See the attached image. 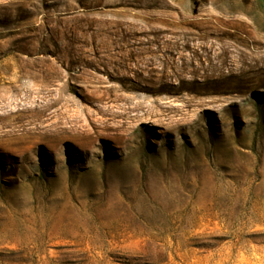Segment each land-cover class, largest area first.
<instances>
[{
    "label": "rangeland",
    "instance_id": "374dc122",
    "mask_svg": "<svg viewBox=\"0 0 264 264\" xmlns=\"http://www.w3.org/2000/svg\"><path fill=\"white\" fill-rule=\"evenodd\" d=\"M0 264H264V0H0Z\"/></svg>",
    "mask_w": 264,
    "mask_h": 264
},
{
    "label": "bare ground",
    "instance_id": "6f19581e",
    "mask_svg": "<svg viewBox=\"0 0 264 264\" xmlns=\"http://www.w3.org/2000/svg\"><path fill=\"white\" fill-rule=\"evenodd\" d=\"M21 69V68H20ZM42 73V72H41ZM39 74L38 75V77H41V83H42V86L41 87H47L48 86V84H50L49 83V79H47V76L45 75H42V74ZM49 73V72H48ZM49 77V76H48ZM50 78V77H49ZM50 80H52V79H50ZM41 87H40V89H39V92L41 93L42 92V90H44V89H41ZM37 91V90H36ZM34 92L32 91V90H28V94H27V100H29V99H31V97H32V94H33ZM4 94V93H3ZM5 95V94H4ZM4 95L1 97V100L2 101H4V99H5V97H4ZM13 96V95H12ZM41 99H43V106H41V107H35V108H27L26 110H24L23 111V114H25V115H27V116H30L31 115V117L33 118V119H38V120H42V116H43V114L47 111V110H49L51 107H55V106H58V105H61V107L60 108H64V112H65V109H67V107L69 106V104L70 103H72V101H71V99L70 98H68V97H66L65 96V94H64V91H63V88L62 87H60L57 91H56V93H55V96L53 97V98H46V97H44V98H42L41 97ZM1 101V102H2ZM8 101H10V100H8ZM2 104V103H1ZM70 108V107H69ZM68 111H69V109H68ZM77 111V113H78V110H76ZM60 114L59 115H56V116H54V117H62L61 115H64L60 110L58 111ZM67 112V111H66ZM80 114V113H79ZM22 116H24V115H21L19 118H21ZM80 116V115H79ZM10 119V118H9ZM5 124V123H4ZM58 125V124H57ZM7 126V125H6ZM55 127H58V126H56V124L54 125ZM53 127V126H52ZM54 127V128H55ZM47 128V127H46ZM50 129V128H49ZM28 130V129H27ZM49 132V131H48ZM47 132V133H48ZM53 132V131H52ZM59 131L58 130H55L54 131V133L55 134H59L58 133ZM28 135V134H27Z\"/></svg>",
    "mask_w": 264,
    "mask_h": 264
}]
</instances>
